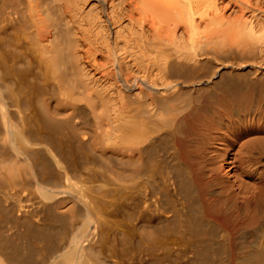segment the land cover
<instances>
[{"label": "bare ground", "instance_id": "6f19581e", "mask_svg": "<svg viewBox=\"0 0 264 264\" xmlns=\"http://www.w3.org/2000/svg\"><path fill=\"white\" fill-rule=\"evenodd\" d=\"M0 264H264V0H0Z\"/></svg>", "mask_w": 264, "mask_h": 264}]
</instances>
